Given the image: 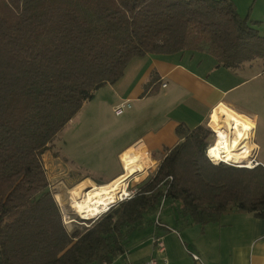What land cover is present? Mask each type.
<instances>
[{
    "label": "trees",
    "instance_id": "trees-1",
    "mask_svg": "<svg viewBox=\"0 0 264 264\" xmlns=\"http://www.w3.org/2000/svg\"><path fill=\"white\" fill-rule=\"evenodd\" d=\"M257 31L232 0H0V264H110L164 200L191 225L264 218V166L209 161L206 124L178 123L179 140L129 197L70 229L42 159L132 58L198 50L238 68L264 60Z\"/></svg>",
    "mask_w": 264,
    "mask_h": 264
},
{
    "label": "crops",
    "instance_id": "crops-1",
    "mask_svg": "<svg viewBox=\"0 0 264 264\" xmlns=\"http://www.w3.org/2000/svg\"><path fill=\"white\" fill-rule=\"evenodd\" d=\"M256 60L243 62L238 68H223L217 66L213 56L198 50L147 53L132 58L117 81L94 92L102 95V101L111 102L112 111L116 105L127 102L129 107L124 110H129L130 124L139 129L136 137L116 151L118 167L101 184L123 173L119 161L125 152L132 158V170L137 163L143 166L139 174L133 170L135 176L130 181L137 182L146 169L148 176V170H154L179 140L175 133L178 123L188 127L208 124L214 111L253 127L252 142L256 148L250 159L264 166V161L258 159L260 144L255 141L258 116L244 109L245 84L256 80L254 76L245 77V70L256 64ZM256 85L264 87V82ZM161 206L145 217L141 227L127 235L123 253L110 264H132L150 257L159 264H264V218L231 211L217 222L191 225L179 213L178 201L164 200ZM157 217L166 227L155 224ZM136 232H142L145 241L140 235L130 241ZM152 237H160L163 251L155 247Z\"/></svg>",
    "mask_w": 264,
    "mask_h": 264
},
{
    "label": "rangeland",
    "instance_id": "rangeland-1",
    "mask_svg": "<svg viewBox=\"0 0 264 264\" xmlns=\"http://www.w3.org/2000/svg\"><path fill=\"white\" fill-rule=\"evenodd\" d=\"M232 1L238 14L252 21L254 27L258 30L257 32L264 36V0ZM255 63L245 70V77L254 76L256 80L245 84L244 109L256 113L258 116L255 141L260 144V156L258 159L264 161V87L256 85V83L264 82V60L261 58L256 60ZM128 111L124 110V113L116 116L113 114L111 102L102 101V95L94 93L93 97L85 101L77 114L56 135L55 139L49 144V149L42 154L51 193H53L60 205L63 220L68 229L74 224H78V218H91H83L79 217L78 214L76 215L67 205V199H64L61 204L60 200L67 197L63 190L71 187L82 178H91L96 183H100L101 180L110 177L116 171L119 159H117L116 151L139 134V129L133 128L130 124L131 119L127 113ZM222 114L233 120L226 113L222 112ZM245 115L251 117L247 113ZM206 126L211 129L208 124ZM211 131L213 130L211 129ZM214 134L211 137L212 142L215 139ZM227 163L237 166L235 162ZM148 165L150 166L151 164L148 163ZM145 166L146 164L144 163ZM253 166L247 163L244 167ZM133 170L139 174L142 172L143 166L137 163ZM133 170L132 176H130L131 179L135 176ZM150 170L152 169H149L148 173ZM145 172H147V169ZM145 172L138 176L139 180L137 182L129 180L130 182H128L126 189L129 194L134 192L138 184L147 177ZM65 216L66 218H64ZM141 234L142 232H136L131 236L130 241L133 238H139L138 235L141 236ZM144 239H146V236L141 240L145 241ZM121 262L122 259L119 260V263Z\"/></svg>",
    "mask_w": 264,
    "mask_h": 264
},
{
    "label": "bare ground",
    "instance_id": "bare-ground-1",
    "mask_svg": "<svg viewBox=\"0 0 264 264\" xmlns=\"http://www.w3.org/2000/svg\"><path fill=\"white\" fill-rule=\"evenodd\" d=\"M207 123L215 133V139L207 149L208 156L215 162L248 163L252 166L250 157L254 156L256 148L252 142L253 127L235 122L219 111L211 113ZM120 162L123 173L118 177L105 184H95L89 178H82L63 190L67 197L60 200L61 204L67 199V205L76 215L92 218L106 211L109 205L117 202L118 197L128 196L126 189L132 176L133 161L125 152Z\"/></svg>",
    "mask_w": 264,
    "mask_h": 264
},
{
    "label": "built area",
    "instance_id": "built-area-1",
    "mask_svg": "<svg viewBox=\"0 0 264 264\" xmlns=\"http://www.w3.org/2000/svg\"><path fill=\"white\" fill-rule=\"evenodd\" d=\"M165 83H163V85L161 86H164ZM129 107V104L127 102H124V103H121V104H118L114 107L113 109V114L115 115H120L122 114V112L124 111L125 108H128ZM206 154H207V151H206ZM207 157L209 158V161H211L212 163L214 164H218L219 162H215L210 156H208L207 154ZM251 162H252V165H256V163L250 159ZM222 162V161H221ZM228 162V161H227ZM225 162V163H227ZM237 166H245L247 165V163H235ZM130 194H128V196L126 197H129ZM155 224L159 227H166V225H164L160 220L159 218L157 217L155 219ZM152 243L155 245V247L159 250V252L163 251V244H162V241L160 240V237H152L151 239ZM194 258H197V256H193ZM165 261V260H164ZM132 264H159L154 258L150 257L148 259H144V260H140V261H137V262H134Z\"/></svg>",
    "mask_w": 264,
    "mask_h": 264
},
{
    "label": "water",
    "instance_id": "water-1",
    "mask_svg": "<svg viewBox=\"0 0 264 264\" xmlns=\"http://www.w3.org/2000/svg\"><path fill=\"white\" fill-rule=\"evenodd\" d=\"M124 198H126V196H124ZM124 198H122V199H124ZM122 199H119L118 201H120V200H122ZM113 204H114V203H113ZM113 204H111V205H113ZM111 205H109V207H110Z\"/></svg>",
    "mask_w": 264,
    "mask_h": 264
}]
</instances>
